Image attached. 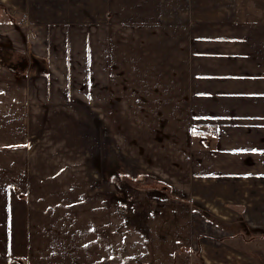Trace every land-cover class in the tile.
<instances>
[{
	"label": "crops",
	"instance_id": "1",
	"mask_svg": "<svg viewBox=\"0 0 264 264\" xmlns=\"http://www.w3.org/2000/svg\"><path fill=\"white\" fill-rule=\"evenodd\" d=\"M263 1L0 0L13 49L0 47V264H138L115 260L150 231L126 207L115 222L116 173L183 197L161 211L183 229L176 259L198 238L204 264H264L234 232L239 212L264 229ZM88 107L117 157L89 152ZM202 213L230 221L232 238L197 237Z\"/></svg>",
	"mask_w": 264,
	"mask_h": 264
},
{
	"label": "rangeland",
	"instance_id": "2",
	"mask_svg": "<svg viewBox=\"0 0 264 264\" xmlns=\"http://www.w3.org/2000/svg\"><path fill=\"white\" fill-rule=\"evenodd\" d=\"M249 5V0H246ZM253 1V0H252ZM264 6V1L262 2V7ZM4 14V9H1V15ZM16 19H20L19 15L15 16ZM8 22V21H7ZM138 26L140 23H137ZM4 28L1 27L0 29V41L2 40L5 42L6 40H3L5 35H9V26L5 24H2ZM18 29V28H15ZM12 40V39H11ZM23 40V39H21ZM4 44V43H3ZM5 45V47H4ZM2 45L0 43V47L4 48V51L9 48L11 49L10 44H4ZM10 52H6L3 54V61L4 64L7 66L9 65L11 67V64H14L19 70L23 69L26 64H27V56L24 55V57H21V54H18V56L14 57V62L11 61V57L9 56ZM39 62L37 60H34V68H35V74L41 70V69H36L39 66ZM87 116L84 118L83 121V136L85 142L89 145V152H92L93 155L96 153L98 154L99 158L106 157V155H111V157L116 156L115 151L110 147V140L113 141V135L110 134L108 137L106 135V127L104 128L103 126L105 125L103 118L101 117H93L91 115L89 107L86 109ZM103 113V112H102ZM103 125V126H102ZM40 139L37 142L42 141V135H40ZM82 136V140H83ZM37 140V139H36ZM84 142V141H83ZM111 144H113L111 142ZM99 147V149L97 148ZM93 147V149H91ZM109 150V152H108ZM119 150V149H118ZM119 152V151H118ZM89 155L91 153H88ZM91 154V156H93ZM120 158V160H116L115 162V170H119L118 173L122 174L123 172V165H122V156H120V153L117 154ZM117 157V156H116ZM113 164V163H111ZM95 172V171H93ZM116 172V171H115ZM124 174V173H123ZM118 174L116 173L115 175V188H116V193H115V199H114V214L116 215L115 217V222L118 223L119 219L117 217L118 213V207L120 209L122 208H128L129 211L126 214V219L130 220L133 224H140L142 222H145L148 220L149 226H150V231L148 230V234L144 236V238H139V239H132V249L131 246L124 251L123 248L119 249L117 248L118 246H115V260L116 262H124V260L128 261L129 259L137 262L138 264H143L144 258H148V260L152 259L153 262H162L164 264H204V259L201 257V250L199 246L197 245H202L203 242L198 240V236H202L206 232L213 236H217V240L219 241L221 239L222 242L227 241L228 239L232 238L229 236L228 229L227 227L230 224V221H227V223H224L222 219L219 218H214L209 214H196V231L200 232L201 234L197 235L195 247L191 246L190 253H193V255H189L187 261L183 259H176L175 253H179L180 247H178L179 242L181 239L176 235L182 234L183 229H178L175 230V227L168 228L166 227V223L168 222V217L167 214L162 213L161 211L163 209H171L167 204H172L170 206H183L185 202L183 200V197L179 196L180 199L175 201V198L173 196H170L169 194L165 193L164 191L158 190L154 195H152V192L150 189L152 187H156L161 189V185H165V182L153 179L150 176H146L144 174H138L135 177L129 176L130 178H125L123 179L122 177L117 176ZM113 182V183H114ZM167 183V182H166ZM150 191V192H147ZM167 191V189H166ZM139 192L142 193V197L139 198ZM172 192V191H171ZM118 195H122L123 198L119 197ZM150 197H149V196ZM158 195L157 197H155ZM124 204L121 206V204ZM236 205V204H235ZM235 205H232L234 207ZM168 206V207H164ZM237 206V205H236ZM144 207L153 211L151 213L146 212L144 210ZM150 207H154L155 211L150 209ZM123 211V210H122ZM139 211L140 213H136ZM240 216L239 218L235 221L239 225V227H235L234 229L235 234H238L241 236L242 241H244L245 238L252 239L254 243H256L257 246L254 245L255 250L259 253V258L264 259V233L261 231H264V229L259 228L257 226L251 227L249 226L250 230L246 226L247 224L250 223L249 221V215H245V212H239ZM246 216V218H245ZM126 219L123 218L121 221L123 223H126ZM255 223H258L256 220H254ZM157 222V223H156ZM161 222V223H160ZM234 223V221H231ZM260 226V225H259ZM230 227V226H229ZM163 228V231L161 229ZM247 230V231H246ZM121 231V230H119ZM205 231V232H204ZM196 232V233H197ZM166 235L169 238L168 239H162L160 240V234ZM118 234V231L116 230V235ZM118 236H116L117 238ZM221 237V238H220ZM237 237V236H236ZM252 237V238H251ZM240 239V238H239ZM241 240V239H240ZM249 244V243H248ZM130 252V255H129ZM181 256V255H180ZM192 256V259L194 261H189L190 257ZM196 260V261H195Z\"/></svg>",
	"mask_w": 264,
	"mask_h": 264
}]
</instances>
